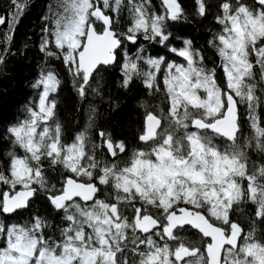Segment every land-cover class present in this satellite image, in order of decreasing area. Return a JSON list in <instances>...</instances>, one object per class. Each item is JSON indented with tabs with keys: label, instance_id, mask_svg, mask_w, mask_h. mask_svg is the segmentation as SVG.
Wrapping results in <instances>:
<instances>
[{
	"label": "snow or ice",
	"instance_id": "snow-or-ice-1",
	"mask_svg": "<svg viewBox=\"0 0 264 264\" xmlns=\"http://www.w3.org/2000/svg\"><path fill=\"white\" fill-rule=\"evenodd\" d=\"M11 2L15 22L26 5L20 0ZM195 2L198 14L204 16L205 0ZM149 3L65 0V15L56 19L49 32L58 51L48 49V39L42 41L41 51L63 56L83 98L93 74L101 66L118 63L117 49L123 51L125 40L135 44L142 33L145 40L167 46L169 34L163 21L178 20L184 11L179 0H163L166 15L150 14ZM220 7L223 15L217 22L223 30L210 44L223 61L224 88L218 85L214 71L198 66L204 57L192 49L191 41L186 40L182 49H169L183 57L186 66L166 63L163 58L148 59L144 70L125 54L124 88L134 77L143 76L145 87L152 89L164 64L170 107L160 116L147 114L139 140L151 142L150 151L137 150L123 167L115 162L102 165L96 158L97 148L113 158L126 151L125 143L115 140L111 132L99 131L98 145H89L84 133L64 144L59 124L54 130L41 127L54 115L56 104L48 97L60 83L51 72L41 75L33 85L43 88L38 110L29 108V119L8 129L25 155L9 153L6 170H0V185L8 186L0 192V213L27 208L29 200L43 191L54 209L63 212L66 223L59 228V238L48 235L46 230L52 226L42 217H36L30 227L0 224V264H129V251L139 257L132 264H264V242L255 240V229L245 232L229 218L234 204L250 201L256 205L253 223L264 222V163H250L246 151L264 154V121L257 114L262 97L256 92L258 86L264 87V0H253L251 5L224 0ZM125 8L131 24L126 32L118 33L115 19ZM95 21L102 23L101 31ZM5 23V16L0 15V25ZM241 103L247 106L255 133L247 140L239 135ZM44 160L72 175H65L59 188L49 184ZM101 185L113 189L107 196L114 202L97 196L106 191ZM181 204L192 208L177 207ZM210 218L227 225L228 231ZM185 225L210 238L206 256L199 248L187 246L175 231ZM154 236L176 243L161 246Z\"/></svg>",
	"mask_w": 264,
	"mask_h": 264
},
{
	"label": "trees",
	"instance_id": "trees-1",
	"mask_svg": "<svg viewBox=\"0 0 264 264\" xmlns=\"http://www.w3.org/2000/svg\"><path fill=\"white\" fill-rule=\"evenodd\" d=\"M20 2L24 3L26 7L13 22L12 13L15 11V6L11 0H0V15L6 18V23L0 25V55L3 56V63H0V170H6L10 160L9 153L21 157L25 155L24 151L13 143V137L8 133V129L29 119V108L36 109V97L39 95L40 88H35L33 85L42 74L51 72L60 83L57 90L50 93L48 97L49 101H55L54 115L47 125L42 124L41 127L47 126L54 130L55 126L59 124L61 141L64 144L72 143L78 134L84 133L89 145L93 143L98 145L101 144L99 131L111 132L115 140H122L125 143L126 151L113 158L107 154L106 150L97 148L95 155L102 165H110L115 162L119 167L127 165L132 154L137 150L150 151L151 142L146 144L139 140L144 117L148 113L160 116L162 113H166L170 107L168 97L158 81L152 89H149L144 85V77L139 76L134 77L127 88L122 86L124 53L136 60L142 69L147 70L145 61L148 59H160L165 48L168 53L171 48H179V43L186 40L191 41V45L192 43L197 44L198 52L204 57L203 63L198 66L203 67L206 71H214L218 85L222 88L226 87L224 81L219 78L220 75L223 76L221 57L216 48L210 44V41H213L214 37L223 30V25L217 22V17L223 15L220 5L224 0H205L206 12L204 16L198 14L195 0H179L184 11L183 16L178 20L165 19L163 21L164 29L169 34L167 46L156 40H146L139 43L132 52H127L128 48L124 49V52L119 53L117 57V64L101 68L98 73L93 74L94 79L89 82L91 87L83 98L77 93L75 86L77 81L63 62V56H49L46 52L41 51L44 39L50 41L49 50L58 51L49 35L57 18V0H54L53 6H51L52 0H20ZM243 2L251 5L253 0H243ZM146 7L150 14L155 13L161 16L166 14L161 0H150ZM53 9L55 18L53 20L46 19L48 11ZM120 17L125 18V23L121 26L118 24ZM130 24L131 17L125 8L119 16H116L114 28L118 33H123L127 31ZM5 37H10V39H5ZM139 37L143 38V34H139ZM215 42L219 43L218 40ZM171 45L172 47H170ZM256 92L259 96L261 92L264 95V87L258 86ZM263 103L262 97V107L257 109V114L261 116L262 121H264ZM239 112L240 139H250L255 133L250 127L248 109L241 108L239 105ZM164 123L166 122L162 121V125ZM215 139L216 141L222 140L220 137ZM87 150L89 148H86ZM246 151L250 163H264V154L255 149H246ZM43 167L48 183L55 184L57 188L60 187L65 175H72L61 166H50L47 160L43 161ZM242 183L246 185L247 182L243 181ZM34 187L38 186L34 185ZM100 187L106 191L98 193L97 196L108 202H114L107 196V193L112 192L113 189L102 185ZM3 190H8V186L0 185V192ZM177 207L192 208L191 205L183 204ZM255 208L256 205L250 201L234 204L229 218L238 223L245 232L255 229V240L264 242V222L256 220L253 223ZM152 211L159 215L156 209H152ZM199 211L206 214L205 209ZM128 214L130 216V210ZM62 216L63 212L54 209L46 194L43 191H38L29 201L27 208L18 210L10 216L0 213V224L30 227L36 217H42L52 226L46 230L48 235L59 238V228L66 223L62 220ZM210 219L217 226L228 231L227 225L214 218ZM181 238L187 246L199 248L204 254V238L198 233L186 228L184 232H181ZM153 239L161 246L165 242H169L166 239L161 240L155 237ZM140 247L143 249L144 245ZM134 259L138 260L139 257H134L129 251V264H132Z\"/></svg>",
	"mask_w": 264,
	"mask_h": 264
},
{
	"label": "rangeland",
	"instance_id": "rangeland-1",
	"mask_svg": "<svg viewBox=\"0 0 264 264\" xmlns=\"http://www.w3.org/2000/svg\"><path fill=\"white\" fill-rule=\"evenodd\" d=\"M52 5L51 6H53V4H54V0H52ZM57 6L56 7H58V12H57V14H56V19H58V18H60L61 16H63V15H65V9H64V5H65V0H62V1H60V0H57ZM52 15V17H49V16H51ZM55 18V13H54V9L53 10H49L48 11V18H46V19H49V20H53ZM125 23V18L124 17H120L119 19H118V24H119V26H121V25H123ZM55 24V23H54ZM139 38H141V37H139ZM185 47V43L183 44V46L181 47V49L182 48H184ZM124 52V50L122 51V53ZM125 54L128 56V54L127 53H124V59H125ZM222 60V59H221ZM183 63H181V62H176L177 64H182V65H187V62L184 60V61H182ZM166 63H171L170 61L168 62H166ZM222 64H223V61H222ZM146 69H148V65H147V67H146ZM46 74V73H45ZM165 75H167V69H166V67L164 66V64H162V66H161V68H160V71L157 73V81L158 82H160L159 84H161L162 85V88H163V91L165 92V94H166V96L168 97V94H167V90H166V88H165V86H164V77H165ZM222 81H224V84L226 85V77L224 76V72H223V76H221L220 75V77H219ZM42 91H43V88L41 87L40 88V92H39V95L36 97L37 99H36V109H37V105H38V101H39V97H40V95L42 94ZM200 94H201V96H204L205 95V93H203V91H201L200 92ZM260 96L261 97H263V99H264V95L262 94V92L260 93ZM168 101H169V98H168ZM170 102V101H169ZM264 104V103H263ZM240 106H241V108H246V110H247V106L245 105V104H243V103H241L240 104ZM38 110V109H37ZM248 124V123H247ZM249 126V125H248ZM71 144V143H70ZM186 228H188V229H190L189 228V226H184L183 228H182V232H184V229H186ZM192 229V228H191ZM195 231V230H194ZM157 238H159V237H157ZM0 243H2V242H0ZM168 244L169 245H173V244H175V243H173V242H171V241H169L168 242ZM190 247H192V246H190ZM186 260H193V259H195L194 257H186L185 258Z\"/></svg>",
	"mask_w": 264,
	"mask_h": 264
},
{
	"label": "flooded vegetation",
	"instance_id": "flooded-vegetation-1",
	"mask_svg": "<svg viewBox=\"0 0 264 264\" xmlns=\"http://www.w3.org/2000/svg\"><path fill=\"white\" fill-rule=\"evenodd\" d=\"M164 15H166V14H164ZM94 19V18H93ZM94 26L97 28V30L98 31H101L102 29H103V25H102V23L101 22H99V21H95V24H94ZM144 41H146L144 38H137V42L135 43V44H133V43H131L130 41H127V40H125L124 41V44H123V50L125 49L126 50V48H128V51L127 52H132V51H134L136 48H137V46H138V44L139 43H143ZM184 42L185 41H183L182 43H179L180 44V46H179V48H176V49H181V47L183 46V44H184ZM127 43V44H126ZM192 49L194 50V51H198L197 49H198V46H197V44L196 43H192ZM170 47H172V45L170 46ZM196 48V49H195ZM130 49V50H129ZM117 52L118 53H120V54H122V51L120 50V49H117ZM161 58H163V60L165 61V62H171V63H176V62H181V63H183L182 61H184V59H183V57H180V56H178V55H176L175 53H173V52H171L170 50L168 51V53H167V49L165 48L164 49V51H163V54L161 55ZM114 65V64H113ZM113 65H108V66H101V68H105V67H110V66H113ZM162 66V65H161ZM161 68V67H160ZM145 119H146V116L144 117V119H143V122H142V132L144 131V121H145ZM141 135V134H140ZM139 135V136H140ZM162 223H166V221H164V222H162ZM191 230V229H190ZM179 235H180V237H181V232H182V228H177L176 230H175ZM195 232V231H194ZM197 233V232H196ZM155 237V236H154ZM155 238H157V237H155ZM204 238V237H203ZM182 239V238H181ZM204 240V243H203V251H205V248H206V246H207V243L209 242V240L207 239V238H204L203 239ZM171 242H173V243H176L175 241H171ZM196 248V247H195Z\"/></svg>",
	"mask_w": 264,
	"mask_h": 264
},
{
	"label": "water",
	"instance_id": "water-1",
	"mask_svg": "<svg viewBox=\"0 0 264 264\" xmlns=\"http://www.w3.org/2000/svg\"><path fill=\"white\" fill-rule=\"evenodd\" d=\"M162 2H163V0H162ZM144 130H145V121H144ZM19 190V189H18ZM5 191H7V190H5ZM32 199V198H31ZM30 199V200H31ZM78 199V198H77ZM29 200V201H30ZM23 209H25V208H23ZM18 210H21V209H18ZM17 210V211H18ZM15 213V212H14ZM13 213H11V214H3L2 213V215H4V216H10V215H12ZM185 226H189V225H185ZM190 228H192L191 226H189ZM193 230H195L196 232H198L199 234H201L197 229H195V228H192ZM202 235V234H201ZM205 238H208V237H205ZM209 240H210V238H208ZM205 256H206V250H205Z\"/></svg>",
	"mask_w": 264,
	"mask_h": 264
}]
</instances>
